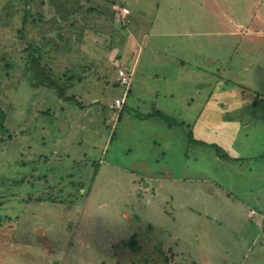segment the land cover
<instances>
[{
    "label": "rangeland",
    "instance_id": "1",
    "mask_svg": "<svg viewBox=\"0 0 264 264\" xmlns=\"http://www.w3.org/2000/svg\"><path fill=\"white\" fill-rule=\"evenodd\" d=\"M1 113L0 264H264V0H0Z\"/></svg>",
    "mask_w": 264,
    "mask_h": 264
},
{
    "label": "built area",
    "instance_id": "2",
    "mask_svg": "<svg viewBox=\"0 0 264 264\" xmlns=\"http://www.w3.org/2000/svg\"><path fill=\"white\" fill-rule=\"evenodd\" d=\"M118 84L121 88L124 89V93L121 99H115L111 108H115V109H121L122 105L124 104V99L126 97V92L125 90H128L129 86H130V76L125 73L124 71L120 70L118 73ZM256 213L254 211H252L250 213V216H255ZM260 228H261V232L264 235V216H262V220L260 222Z\"/></svg>",
    "mask_w": 264,
    "mask_h": 264
},
{
    "label": "crops",
    "instance_id": "3",
    "mask_svg": "<svg viewBox=\"0 0 264 264\" xmlns=\"http://www.w3.org/2000/svg\"><path fill=\"white\" fill-rule=\"evenodd\" d=\"M252 212V210L251 211H249V217H251L250 216V213ZM256 216V215H255ZM262 216H264V215H262ZM252 217H254V216H252ZM257 223L258 222H251V225H249V226H245V232H246V240H245V242L244 243H247V244H249V243H256L257 242V240H259V237H261V238H263L264 239V235L262 234V232H261V228H260V222L258 223V225H259V234H257L258 236L256 237L255 236V233H254V230L252 229V227H256L257 228ZM244 248L245 247H242L241 246V248H239V249H237V256L239 255V259L238 260H240V255H241V253H242V251L244 250Z\"/></svg>",
    "mask_w": 264,
    "mask_h": 264
},
{
    "label": "trees",
    "instance_id": "4",
    "mask_svg": "<svg viewBox=\"0 0 264 264\" xmlns=\"http://www.w3.org/2000/svg\"><path fill=\"white\" fill-rule=\"evenodd\" d=\"M30 57H31V55H30ZM32 59H33V58H32ZM3 118H4V115H3V113H1L0 128H2V125H3ZM131 239H133V236H131ZM130 248H131L132 250L135 249V241H134V240H132V242H130Z\"/></svg>",
    "mask_w": 264,
    "mask_h": 264
}]
</instances>
